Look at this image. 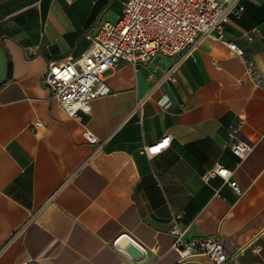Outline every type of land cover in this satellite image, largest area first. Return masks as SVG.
I'll list each match as a JSON object with an SVG mask.
<instances>
[{
  "label": "crops",
  "instance_id": "0c3cea01",
  "mask_svg": "<svg viewBox=\"0 0 264 264\" xmlns=\"http://www.w3.org/2000/svg\"><path fill=\"white\" fill-rule=\"evenodd\" d=\"M124 1L0 0L12 64L0 86V264H208L173 248V220L185 240L227 242L226 264H264V0H242L223 28L242 56L206 37L185 56L122 60L103 74L111 92L69 116L44 84L48 62L88 52ZM234 131L254 142L243 159L226 145ZM166 135L161 152H141ZM216 164L228 181L207 175ZM121 234L145 248L141 261L114 246Z\"/></svg>",
  "mask_w": 264,
  "mask_h": 264
},
{
  "label": "built area",
  "instance_id": "2783aa9c",
  "mask_svg": "<svg viewBox=\"0 0 264 264\" xmlns=\"http://www.w3.org/2000/svg\"><path fill=\"white\" fill-rule=\"evenodd\" d=\"M242 0H125L122 13L115 22H102L92 32L91 48L76 57L50 60L44 75V84L53 99L64 112L77 117L79 111L89 112L93 99L111 92L104 72L122 60L146 62L159 54L185 56L206 37L227 45L237 56L243 52L235 43L223 36V28L229 15L242 11ZM175 66L168 68L165 77L173 80ZM247 74L254 76V64L247 61ZM42 123L34 121L32 128ZM86 140L97 142L87 130ZM226 145L243 159L251 152L254 142L238 138L236 131L230 132ZM164 136L158 142L145 145L141 152L150 157L158 154L170 143ZM207 175H218L228 181L232 171L216 164ZM230 185L238 191L235 182ZM186 229L179 228L173 220L169 233L174 236L173 248L183 259L205 255L208 264H226L228 244L218 236H203L184 239Z\"/></svg>",
  "mask_w": 264,
  "mask_h": 264
},
{
  "label": "water",
  "instance_id": "95a60500",
  "mask_svg": "<svg viewBox=\"0 0 264 264\" xmlns=\"http://www.w3.org/2000/svg\"><path fill=\"white\" fill-rule=\"evenodd\" d=\"M7 78V59L0 43V86H2ZM114 246L131 262L141 261L145 255L146 250L131 237L126 234H121L114 242ZM37 264V263H31Z\"/></svg>",
  "mask_w": 264,
  "mask_h": 264
},
{
  "label": "trees",
  "instance_id": "16d2710c",
  "mask_svg": "<svg viewBox=\"0 0 264 264\" xmlns=\"http://www.w3.org/2000/svg\"><path fill=\"white\" fill-rule=\"evenodd\" d=\"M5 55H6V59H7V78H10L12 75V64H11V61L9 60V58L7 57L6 52H5Z\"/></svg>",
  "mask_w": 264,
  "mask_h": 264
}]
</instances>
